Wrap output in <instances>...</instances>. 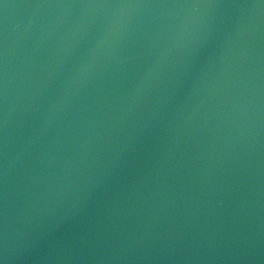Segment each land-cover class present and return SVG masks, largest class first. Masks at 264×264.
Instances as JSON below:
<instances>
[{
	"label": "water",
	"instance_id": "obj_1",
	"mask_svg": "<svg viewBox=\"0 0 264 264\" xmlns=\"http://www.w3.org/2000/svg\"><path fill=\"white\" fill-rule=\"evenodd\" d=\"M0 264H264V0H0Z\"/></svg>",
	"mask_w": 264,
	"mask_h": 264
},
{
	"label": "clouds",
	"instance_id": "obj_2",
	"mask_svg": "<svg viewBox=\"0 0 264 264\" xmlns=\"http://www.w3.org/2000/svg\"><path fill=\"white\" fill-rule=\"evenodd\" d=\"M197 10H198V9H197L196 7H193V8H192V11H193V12H196Z\"/></svg>",
	"mask_w": 264,
	"mask_h": 264
}]
</instances>
